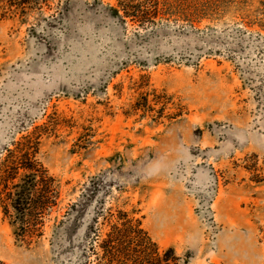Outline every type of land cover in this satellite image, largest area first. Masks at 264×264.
<instances>
[{
	"label": "rangeland",
	"instance_id": "1",
	"mask_svg": "<svg viewBox=\"0 0 264 264\" xmlns=\"http://www.w3.org/2000/svg\"><path fill=\"white\" fill-rule=\"evenodd\" d=\"M116 5L0 9V163L33 133L58 185L40 235L0 205V261L54 264L55 220L95 178L88 215L127 210L187 264H264V7L145 29Z\"/></svg>",
	"mask_w": 264,
	"mask_h": 264
},
{
	"label": "trees",
	"instance_id": "2",
	"mask_svg": "<svg viewBox=\"0 0 264 264\" xmlns=\"http://www.w3.org/2000/svg\"><path fill=\"white\" fill-rule=\"evenodd\" d=\"M49 0H0L8 16L24 17ZM247 0H117L109 10L122 22L128 18L145 29L162 20L179 21L181 27H194L202 19L230 14L244 19ZM264 7V0H259ZM57 13L62 12L59 7ZM217 18V17H216ZM251 24L252 21H246ZM37 135L27 134L5 148L0 163V205L12 218L19 238L42 233L43 217L57 205L58 185L37 159ZM90 179L77 199L66 207L53 225L54 264H187L172 246L160 247L142 226L140 218L127 210L106 208L98 203L88 215L97 196L98 180ZM91 203V204H90ZM0 264H5L0 261Z\"/></svg>",
	"mask_w": 264,
	"mask_h": 264
}]
</instances>
